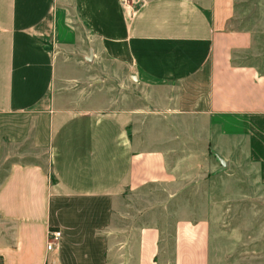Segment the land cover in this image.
I'll list each match as a JSON object with an SVG mask.
<instances>
[{
    "label": "crops",
    "instance_id": "0c3cea01",
    "mask_svg": "<svg viewBox=\"0 0 264 264\" xmlns=\"http://www.w3.org/2000/svg\"><path fill=\"white\" fill-rule=\"evenodd\" d=\"M237 1L0 0V160L30 141L49 164L0 181V264H224L211 219L170 232L131 201L242 145L264 186V71Z\"/></svg>",
    "mask_w": 264,
    "mask_h": 264
},
{
    "label": "rangeland",
    "instance_id": "374dc122",
    "mask_svg": "<svg viewBox=\"0 0 264 264\" xmlns=\"http://www.w3.org/2000/svg\"><path fill=\"white\" fill-rule=\"evenodd\" d=\"M236 12L240 26L255 28L256 57L251 60L264 71V0H238ZM6 151L0 160V181L16 161L49 166L48 150L37 151L30 141L7 146ZM207 166L205 175L187 182L189 190L175 197L153 186L145 189L143 199L131 203L144 210L145 223L164 224L170 232L180 218H209L216 236L213 245L221 249L224 264H264V186L257 181L244 145L227 155L226 163L211 155ZM168 197L169 204H164Z\"/></svg>",
    "mask_w": 264,
    "mask_h": 264
},
{
    "label": "built area",
    "instance_id": "2783aa9c",
    "mask_svg": "<svg viewBox=\"0 0 264 264\" xmlns=\"http://www.w3.org/2000/svg\"><path fill=\"white\" fill-rule=\"evenodd\" d=\"M123 4L130 5L131 1L135 3H140L142 0H120ZM63 236V232L60 228L51 227L48 233V240H47V249L49 251H55L59 248L61 239Z\"/></svg>",
    "mask_w": 264,
    "mask_h": 264
}]
</instances>
